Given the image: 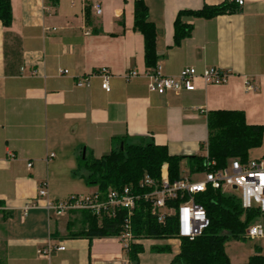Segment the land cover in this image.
Here are the masks:
<instances>
[{
  "label": "crops",
  "instance_id": "crops-1",
  "mask_svg": "<svg viewBox=\"0 0 264 264\" xmlns=\"http://www.w3.org/2000/svg\"><path fill=\"white\" fill-rule=\"evenodd\" d=\"M222 1L146 0L163 74L211 66L232 72L226 84L197 79L193 91L159 94L145 76L134 0H11V25L0 21V264H133L118 236H72L71 215L46 207L82 195L75 170L84 150L100 157L114 138H144L172 154H200L207 113L216 109L242 110L248 123L264 124V0H245L238 12L210 19L187 17L191 35L173 43L180 10ZM102 67L111 73L110 91L102 87ZM83 79L90 85L78 86ZM146 240L139 264H146ZM164 241L171 251L163 253L174 255L160 264H170L180 240Z\"/></svg>",
  "mask_w": 264,
  "mask_h": 264
},
{
  "label": "trees",
  "instance_id": "trees-1",
  "mask_svg": "<svg viewBox=\"0 0 264 264\" xmlns=\"http://www.w3.org/2000/svg\"><path fill=\"white\" fill-rule=\"evenodd\" d=\"M240 7L235 2L223 0L218 4H204L199 9L180 10L174 20V45H180L193 31V24L185 20L187 17L210 19L238 12ZM0 21L6 27L11 25V0H0ZM134 29L143 35L145 66L147 70H153L160 59L157 50L158 29L149 18L146 0H134ZM207 129L208 138L201 143L200 154H172L167 145L157 144L150 139L141 138L133 142L114 138L109 153L100 157L94 156L90 151L82 154L75 173L80 174L86 184L96 187L93 194L106 197L113 189L131 187L138 191L146 175L158 181L165 164L171 181L182 177L185 159L188 160L187 166L191 171L203 170L205 149L209 158L215 160L216 167L222 168L232 158H252L250 151L264 143V124L248 123L242 110H210L207 113ZM196 201L206 209L210 224L201 235L191 240L179 239L174 215H167L164 220L159 221L152 212L151 203L140 200L131 215L132 241L125 248L130 261L139 264V254L144 251L142 241L145 239L177 238L180 240L179 251L170 264H233L226 252L225 242L230 238L245 239L248 228L255 224L254 219L263 214L255 208H243L238 194L211 187L198 193ZM180 202L177 199L168 204L177 206ZM68 214L72 218L69 228L75 237H119L125 228L124 209H116L112 215L102 216L87 209L71 210ZM151 250L158 253L170 252L171 247L169 244H156L151 246ZM243 264H264L261 247L256 246L255 253Z\"/></svg>",
  "mask_w": 264,
  "mask_h": 264
},
{
  "label": "built area",
  "instance_id": "built-area-1",
  "mask_svg": "<svg viewBox=\"0 0 264 264\" xmlns=\"http://www.w3.org/2000/svg\"><path fill=\"white\" fill-rule=\"evenodd\" d=\"M243 6L245 0H229ZM100 12V9H97ZM61 73H68L67 69H61ZM137 71H132L131 76H136ZM232 72L221 67L211 66L198 72L195 67H185L177 75H165L161 66L153 70H147L145 76L149 79L148 87L152 92L163 94L167 91H193L196 89V80L201 79L205 84L220 85L226 84ZM102 87L110 91L111 73L106 67L100 69ZM78 86H89L88 80H79ZM249 88H252L249 85ZM53 155V154H52ZM204 169L191 171L187 166L182 177L171 181L168 168L165 164L162 168L161 178L156 181L150 175H146L141 182L138 191L131 187L113 189L106 197L98 194L73 195L62 201H50L46 207L56 214H64L71 210L87 209L97 215H112L116 209L126 210L125 228L120 234L123 246L126 248L132 241L131 215L136 209L140 200L148 201L152 205V212L159 221L164 220L167 215H174L178 237L194 239L201 235L209 226L206 209L196 201L198 193L205 192L209 187L221 189L222 191L239 190L238 196L241 199L242 207L245 209H258L264 214V156L242 160L232 158L222 168L216 167L215 160L204 153ZM32 163H28L31 167ZM237 188L234 189L233 186ZM47 182H43L39 188V195L45 196ZM180 199L177 206H169V202ZM183 199V200H182ZM264 235V229L260 224H254L247 230L246 237L255 238ZM64 249V246H58ZM49 249L40 250V253L47 254Z\"/></svg>",
  "mask_w": 264,
  "mask_h": 264
},
{
  "label": "rangeland",
  "instance_id": "rangeland-1",
  "mask_svg": "<svg viewBox=\"0 0 264 264\" xmlns=\"http://www.w3.org/2000/svg\"><path fill=\"white\" fill-rule=\"evenodd\" d=\"M138 141V140H137ZM136 142V141H133ZM250 157L255 158L264 155V143L262 146L258 148H254L250 151L249 153ZM83 156V155H82ZM184 163V162H183ZM184 168H182V171H186V167L184 164L182 165ZM79 183L84 187L79 192V194H91L93 191L96 190L94 186L87 185L84 180L80 181L78 180ZM235 192L236 194H239V190L231 191ZM229 193V192H228ZM77 195V194H76ZM54 214V213H52ZM55 216V214H54ZM57 216V215H56ZM59 217L60 220H64L65 216H57ZM54 218V217H53ZM56 218V219H57ZM253 223L255 224H260L262 225L264 229V214L257 216ZM121 240V238L119 237ZM122 244L123 241L121 240ZM165 243L164 240H153L150 239L149 241H145V246H146V251L142 254L143 255V262L146 264H160V262H164L167 258L169 259L171 255H174V253H153L150 250V245H156V244H163ZM179 245V241H172L171 246L173 249H177ZM256 246H260L262 249V253L264 254V235L261 237H255V238H250L246 237L245 239H235V238H230L225 242V249L227 254L230 256L231 260L233 262H244L245 260L248 259V257L252 254L255 253V248ZM0 257H6V255H0ZM5 262V261H4Z\"/></svg>",
  "mask_w": 264,
  "mask_h": 264
},
{
  "label": "water",
  "instance_id": "water-1",
  "mask_svg": "<svg viewBox=\"0 0 264 264\" xmlns=\"http://www.w3.org/2000/svg\"><path fill=\"white\" fill-rule=\"evenodd\" d=\"M121 145H122V144H121ZM83 155H85V150H84V152H83ZM233 188H234V189H236V188H237V186H236V185H234V186H233Z\"/></svg>",
  "mask_w": 264,
  "mask_h": 264
}]
</instances>
